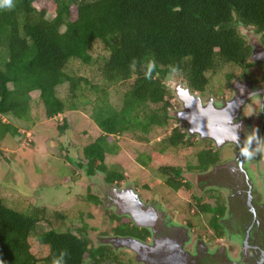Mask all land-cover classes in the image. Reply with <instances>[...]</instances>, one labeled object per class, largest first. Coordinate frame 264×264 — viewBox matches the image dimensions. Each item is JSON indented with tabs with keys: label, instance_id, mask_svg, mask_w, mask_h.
<instances>
[{
	"label": "trees",
	"instance_id": "16d2710c",
	"mask_svg": "<svg viewBox=\"0 0 264 264\" xmlns=\"http://www.w3.org/2000/svg\"><path fill=\"white\" fill-rule=\"evenodd\" d=\"M42 1L12 0L11 6H0V143L6 135L19 144L27 139L28 132L4 118L30 120L32 93L40 94L51 120L68 111H87L85 92L91 91L96 101L90 119L101 134L84 145L86 165L79 166L85 174L104 175L105 182L121 187L124 173L106 163L108 155L119 151L118 138L149 142L151 134L162 130L165 139L150 164L165 175L170 189L184 195L182 169L162 153L188 146L198 150L196 171L216 164L219 153L177 126L172 114L177 102H171L175 96L168 79L204 96L212 86L217 89L222 76L246 70L252 48L240 28L263 35L264 41V0H51V6ZM75 63L82 70L73 74L69 66ZM61 86H67L66 98L58 95ZM67 128L66 120L57 129L64 135ZM84 197L90 206L104 205L92 191ZM221 206L209 204L206 211L223 214ZM84 219L94 215L89 212ZM123 219L110 215L119 223L113 234L137 236ZM68 221L70 213L64 210L18 209L0 196V264H51L61 250L68 252L66 264H137L126 252L94 246L86 221L75 231L66 227ZM34 244L47 248L43 258L34 253Z\"/></svg>",
	"mask_w": 264,
	"mask_h": 264
},
{
	"label": "flooded vegetation",
	"instance_id": "af4514ba",
	"mask_svg": "<svg viewBox=\"0 0 264 264\" xmlns=\"http://www.w3.org/2000/svg\"><path fill=\"white\" fill-rule=\"evenodd\" d=\"M250 32L253 34L246 35L252 48L246 63L248 68L223 77L212 93L209 91L204 96L196 93L205 102L212 99L231 102L239 96L245 102L236 122L239 144L228 142L218 147L211 140L190 136L187 130L193 141L200 142L214 154L219 153V161L206 171L192 170L198 164L197 150L195 161H187L181 168L187 191L183 195L186 211L178 205L169 207V202L159 199L154 192L150 195L153 199L146 196L142 199L141 192H135L131 185L117 189L104 180H95L96 190L106 197L103 203L118 216L126 217V223L138 233L137 236L116 237L131 238L147 246L158 245L153 252L141 248L140 255L127 248L136 256L137 264H144L139 258L150 260L155 253L160 255L159 264H264V41L263 35ZM177 110L179 107L174 112ZM226 149L233 154L227 156ZM243 149L252 154L251 158L241 154ZM137 204L141 205L143 215L139 222L149 227L136 225L131 215L123 213L137 209ZM209 204L212 208L222 204L223 214L214 216L206 211ZM161 228L165 229L164 234L159 233ZM220 228L223 235L218 236ZM104 237L103 245L114 250L122 247L113 245V235ZM132 246L139 248L135 243ZM235 254H238L236 259Z\"/></svg>",
	"mask_w": 264,
	"mask_h": 264
},
{
	"label": "rangeland",
	"instance_id": "374dc122",
	"mask_svg": "<svg viewBox=\"0 0 264 264\" xmlns=\"http://www.w3.org/2000/svg\"><path fill=\"white\" fill-rule=\"evenodd\" d=\"M44 2L50 6L52 5L51 0H43L42 3ZM49 17L53 18L54 14L49 13ZM240 31L245 35L253 34L244 28H240ZM69 69L74 74L76 70L81 68L78 63H75L70 65ZM224 72L220 75H223ZM87 76L92 77L90 73H87ZM168 80L167 84L180 82L173 77ZM216 84L218 83L215 82L214 85ZM211 88L214 89V86ZM57 91L60 97H67V86H61ZM90 92H85L87 95L86 101L89 102L85 101L88 104L87 111L83 109L68 111L64 115L49 120L46 118L40 94L34 92L31 94L30 120L23 121L15 117L13 119L4 118L5 122L14 124L21 131L28 133L27 139L21 144L11 135H6L0 143V196L5 198L11 206L18 209L37 205L40 207L46 206L50 211L64 210L70 213L71 221H68L66 227L72 229V231H75L77 227H82L83 221H86L84 218L87 217V213L92 212L94 219L88 220L86 223L89 224L88 227L90 228V240L94 246H98L103 244L102 239L106 238L104 236L108 238L113 235V239L116 238L113 229L119 223L110 220V215L114 212L105 203L95 207L90 206V203L86 202L84 197L92 191L102 200L106 199L104 195L98 193L96 190L97 184L95 183V180L97 182L99 179L103 181L104 175L89 177L85 174V169L79 166L80 164L86 165L83 156L84 145L92 143L101 134L99 128L90 119V109L96 101V96ZM110 96L113 102V91H111ZM171 102L175 104L177 102L179 106L177 104L176 106L179 107V110L182 109L176 96ZM172 114L175 116L174 110ZM66 120L68 121V128L65 130V134L61 135L58 129L64 125ZM177 126L185 132L188 130L185 122L178 120ZM163 132L160 130L151 134L149 142L136 141L129 136L118 138L119 151L114 155H108L106 163L112 170L123 172L125 175V181L117 189L131 185L135 192H141L139 195L142 199H144V196L153 199L150 198V195L154 192L159 199H166L169 202V207L175 208L174 206L178 205L186 211V197L176 194L170 189L165 184V175L150 164V159L155 158L159 153V143L165 139L166 133L163 134ZM195 151V149L188 146L177 150L167 149L162 154L168 157L171 164L183 168L185 162L193 163L195 161ZM224 152L227 153V156L233 154L228 149ZM73 172H75V175ZM145 183L151 188L150 190L143 188ZM149 191L150 193H148ZM81 213H84L83 220H81ZM122 221H126V219ZM44 228L39 229L42 232L48 229ZM104 242L106 244V241ZM234 245L236 249L237 245ZM115 250L126 252L130 258L136 260V256L126 247ZM33 251L39 258H43L48 250L46 247L34 244ZM237 257L238 254L233 255V258L236 259Z\"/></svg>",
	"mask_w": 264,
	"mask_h": 264
},
{
	"label": "water",
	"instance_id": "95a60500",
	"mask_svg": "<svg viewBox=\"0 0 264 264\" xmlns=\"http://www.w3.org/2000/svg\"><path fill=\"white\" fill-rule=\"evenodd\" d=\"M176 99L181 103L182 109L175 111V118L186 123L190 136H199L200 140H211L222 147L225 143L234 142L239 144V133L237 131L236 122L239 120L241 108L245 102L243 97H236L231 102L220 103L214 99L205 102L203 98L192 93L191 90L183 82H171L168 84ZM141 205L137 204V209H132L130 212H123L131 215L132 219L138 226L149 227V224L139 222L141 215ZM160 234L165 233V229L159 230ZM112 242V241H110ZM139 246L138 249L133 248L132 244ZM121 245L122 247L136 250L138 254L145 250H155L158 245L147 246L141 242L132 240L131 238L113 239V245ZM131 245V246H130ZM143 250H142V249ZM155 252V251H154ZM156 254V255H155ZM148 260L141 259V263L148 264L156 262L159 264V257L157 253Z\"/></svg>",
	"mask_w": 264,
	"mask_h": 264
},
{
	"label": "clouds",
	"instance_id": "9594fccd",
	"mask_svg": "<svg viewBox=\"0 0 264 264\" xmlns=\"http://www.w3.org/2000/svg\"><path fill=\"white\" fill-rule=\"evenodd\" d=\"M12 0H0V6H11ZM242 155L251 158V153L247 149L242 150ZM68 256L67 250H61L59 255L53 257L51 264H66V257Z\"/></svg>",
	"mask_w": 264,
	"mask_h": 264
}]
</instances>
